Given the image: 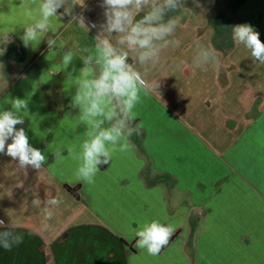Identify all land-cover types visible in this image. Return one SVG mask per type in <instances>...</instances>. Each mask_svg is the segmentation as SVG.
<instances>
[{
    "label": "crops",
    "instance_id": "1",
    "mask_svg": "<svg viewBox=\"0 0 264 264\" xmlns=\"http://www.w3.org/2000/svg\"><path fill=\"white\" fill-rule=\"evenodd\" d=\"M19 3L0 0V29H16L8 43L0 30V108L11 107L6 99L29 101L23 127L48 159L25 173L0 154V219L24 237L10 251L0 247V264H264V64L231 38L232 26L247 23L264 42V0H200L202 8L186 0L169 14L181 17V44L148 69L147 80L160 87L142 92L134 109L143 135H133L135 149L114 154L91 184L75 178L66 151L54 161L49 145L79 150L85 126L71 106L75 88L59 45L84 55L96 30L65 16L55 47L25 48L20 25L30 21L13 7ZM85 3L74 12L102 23L101 0ZM197 44L216 50L218 71L192 66ZM65 184H80V198ZM34 193L62 201L50 206L51 219L43 205L32 206ZM154 219L175 226L155 256L137 249L134 235Z\"/></svg>",
    "mask_w": 264,
    "mask_h": 264
},
{
    "label": "clouds",
    "instance_id": "2",
    "mask_svg": "<svg viewBox=\"0 0 264 264\" xmlns=\"http://www.w3.org/2000/svg\"><path fill=\"white\" fill-rule=\"evenodd\" d=\"M185 3L186 0H101L104 20L99 25L86 23L82 13L74 12L77 7L86 9L85 0H20L18 6L13 5L30 21L20 25L23 34L19 39L25 48L35 50L41 42H46L48 49L55 47L54 37L63 26L65 16L87 33L96 30L93 46L85 48L84 55H78L64 43L59 45L64 49L61 64L66 82L71 81V87L75 88L71 106L85 131L78 137V151L77 145L64 142L49 145V149L56 162L66 159L65 151L76 161L73 175L78 181L93 183L101 167L109 165L114 154L135 149L131 137L142 136L143 126L136 122L134 109L141 102L142 92L160 87L158 81L147 80L148 69L160 61L165 50L181 44L175 36L181 17L169 14L178 13ZM192 3L195 8H202L200 0ZM0 30L8 36L7 43L9 33L16 31L15 27ZM259 37V32L247 23L231 28L233 42L243 45L256 61L264 64V42ZM77 58L82 67H76ZM192 66L218 71L220 60L216 50L197 44ZM5 103L11 107L0 108V154L10 157L25 173L28 169L38 172L48 158L41 149L32 146L23 127L29 116V101L17 97L6 99ZM61 203L59 198L42 201L38 193L33 194L31 201L33 207L44 206L45 219L53 216L50 206L58 207ZM174 231L172 224L155 219L145 222L134 232L135 247L158 255ZM23 239L9 221L0 219V247L10 251Z\"/></svg>",
    "mask_w": 264,
    "mask_h": 264
},
{
    "label": "trees",
    "instance_id": "3",
    "mask_svg": "<svg viewBox=\"0 0 264 264\" xmlns=\"http://www.w3.org/2000/svg\"><path fill=\"white\" fill-rule=\"evenodd\" d=\"M65 188L68 192H70L72 195H74L77 199L80 198V190H81L80 184L75 185V186L65 184Z\"/></svg>",
    "mask_w": 264,
    "mask_h": 264
}]
</instances>
